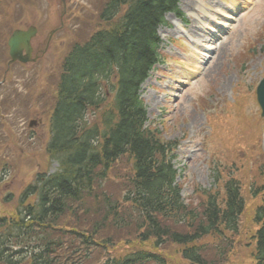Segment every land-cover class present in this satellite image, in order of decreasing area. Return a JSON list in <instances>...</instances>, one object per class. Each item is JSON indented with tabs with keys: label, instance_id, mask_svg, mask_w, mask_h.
Instances as JSON below:
<instances>
[{
	"label": "trees",
	"instance_id": "1",
	"mask_svg": "<svg viewBox=\"0 0 264 264\" xmlns=\"http://www.w3.org/2000/svg\"><path fill=\"white\" fill-rule=\"evenodd\" d=\"M177 3L106 0L104 27L64 55L47 91L55 100L46 154L57 168L38 173L0 216V264H222L248 201L255 228L241 235L254 246L250 264H264V148H244L237 165H211L216 186L185 202L178 142L146 123L139 86L162 59L164 14L182 16ZM114 181L110 193L104 185Z\"/></svg>",
	"mask_w": 264,
	"mask_h": 264
},
{
	"label": "rangeland",
	"instance_id": "2",
	"mask_svg": "<svg viewBox=\"0 0 264 264\" xmlns=\"http://www.w3.org/2000/svg\"><path fill=\"white\" fill-rule=\"evenodd\" d=\"M62 2L0 0V71L7 61L1 45L9 32L30 25L38 29L32 41L36 61L12 66L0 86V216L15 209L38 173L56 170L57 163L46 154L48 116L55 100L47 91L55 88L69 48L105 25L98 15L106 0H64V9ZM178 6L182 18L167 13L156 28L164 59L150 71L139 94L147 123L162 139L178 141L176 181L187 202L197 197L195 188L216 186L211 165L227 168L233 161L237 165L244 148H264V119L255 100V88L264 77V0H178ZM52 29L55 34L44 49ZM210 31L222 37L221 45ZM212 51L215 58L206 63ZM202 68L206 70L201 72ZM34 119L35 126L28 128ZM115 183L107 182L104 188L117 193ZM253 207L248 201L239 234L222 264H250L254 246L241 232L254 231Z\"/></svg>",
	"mask_w": 264,
	"mask_h": 264
},
{
	"label": "water",
	"instance_id": "3",
	"mask_svg": "<svg viewBox=\"0 0 264 264\" xmlns=\"http://www.w3.org/2000/svg\"><path fill=\"white\" fill-rule=\"evenodd\" d=\"M35 34V28L29 27L26 31L16 29L12 32L8 39V54L10 62L19 61L21 63L33 62L35 58L31 57L30 39ZM256 100L261 109V116L264 117V78L256 87ZM33 122L30 123V125Z\"/></svg>",
	"mask_w": 264,
	"mask_h": 264
},
{
	"label": "bare ground",
	"instance_id": "4",
	"mask_svg": "<svg viewBox=\"0 0 264 264\" xmlns=\"http://www.w3.org/2000/svg\"><path fill=\"white\" fill-rule=\"evenodd\" d=\"M200 8H201V6H200L198 9H200ZM224 18H225L226 20H228V19H232V18H228V17H224ZM227 18H228V19H227ZM192 29H193V30H192L193 33L198 34V33H197L198 30H195V26H192ZM210 32L212 33V35H213L215 38H217V39L220 40V41H219V44L221 45V43H222V37H220V35H218V34L216 35V34H215V31H210ZM192 37L195 38V39H197V38L199 37V34H198V37L195 36V35H192ZM214 37H213V38H214ZM220 45H218V48H217L216 51L219 50ZM213 48H214V47H213ZM216 51H212V52H214L213 57H212L211 55H207V56H206V58H205L206 63L209 62L211 59H214V58H215V52H216ZM208 53L211 54L210 51H208ZM210 68H211V67H210ZM204 70H206V68H202V69H201V72H203Z\"/></svg>",
	"mask_w": 264,
	"mask_h": 264
},
{
	"label": "flooded vegetation",
	"instance_id": "5",
	"mask_svg": "<svg viewBox=\"0 0 264 264\" xmlns=\"http://www.w3.org/2000/svg\"><path fill=\"white\" fill-rule=\"evenodd\" d=\"M37 33H38V30H37L35 36L37 35ZM34 39H36V38L34 37ZM34 39H33V40H34ZM50 39H51V36H48L47 43H46L47 45L50 43V42H49ZM38 44H42V42H39ZM31 46H32V45H31ZM32 47H33V46H32Z\"/></svg>",
	"mask_w": 264,
	"mask_h": 264
}]
</instances>
